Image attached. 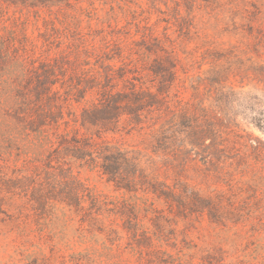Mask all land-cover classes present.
<instances>
[{
    "label": "trees",
    "instance_id": "16d2710c",
    "mask_svg": "<svg viewBox=\"0 0 264 264\" xmlns=\"http://www.w3.org/2000/svg\"><path fill=\"white\" fill-rule=\"evenodd\" d=\"M73 1L78 0H0L7 5L31 8H62L71 6ZM194 1L186 0L190 6ZM228 1L233 3L228 9L230 13L240 12L250 24L261 13L260 6L249 0ZM159 2L166 5L165 10ZM145 5L137 4L139 10L131 12L137 31L142 32L135 42L136 62L129 66L124 61V66L115 68L110 61H102L99 67L103 72L95 70L93 75L86 73L91 68L79 69L78 75L67 78V59H47L35 64L30 54L36 47L33 41L18 36L12 25L0 19V212L6 213L4 207L12 210L16 216H7L14 220L60 210L76 220L83 237L89 233L110 238L120 225L139 263L226 264L221 253L213 254L186 241L178 244L170 241L169 234L176 217L191 215L206 214L210 222L227 227L246 224L253 212L247 197L242 204L234 199L242 195V187L206 196L185 181L170 185L152 172L158 164L186 169L198 157L207 170L213 169L217 177H228L230 184L233 180L242 182L241 177L253 165L248 154L237 152V141L229 139L232 133L237 134L230 127V111L220 97L213 103L210 117L196 112L194 104L186 102L181 120L171 116L156 126L158 118L170 110L169 91L177 77L179 60L174 54L175 40L167 30L174 25L179 36H188L192 18L190 12L180 13L176 0L171 12L164 0H147ZM145 12L157 15L154 22L148 23ZM79 51L89 52L86 48ZM157 51L160 56L152 57ZM103 53L107 60L114 58L107 57L108 51ZM117 78L123 81V89H117ZM214 82L220 85L218 93L233 107L236 92L230 88L224 94V85ZM87 95L92 96L90 102ZM72 100H86L88 104L78 113L65 111ZM199 109L205 111L201 106ZM122 115L127 116L128 126L150 128L145 132L149 136L147 142L143 140L145 147H125L102 137L103 133L120 130ZM248 140L250 144L244 145L251 147L257 154L256 162L264 168V149L252 146L257 139ZM230 167L240 172L238 180ZM82 168L106 177V181L129 193L130 198L110 201L95 193L78 178ZM250 179L253 183H248L247 195H256L261 188L264 191V174H254ZM155 201L164 207L157 206ZM260 217L254 216L258 221ZM259 223L258 228L251 225L254 231H264V221Z\"/></svg>",
    "mask_w": 264,
    "mask_h": 264
},
{
    "label": "rangeland",
    "instance_id": "374dc122",
    "mask_svg": "<svg viewBox=\"0 0 264 264\" xmlns=\"http://www.w3.org/2000/svg\"><path fill=\"white\" fill-rule=\"evenodd\" d=\"M146 1L78 0L62 8H31L0 2V19L12 25L18 36H26L33 41L36 47L30 54L35 64L47 59L60 62L67 59L65 78L74 77L79 69L88 68L91 69L86 73L95 75V70L103 72L104 69L99 67L102 61H110L115 68L124 66V61L130 63L129 66L136 62L137 55L133 53L137 48L135 42L140 40L142 32L137 31L131 12L138 9L137 4L145 7ZM164 1L171 7V12L175 0ZM176 1H179L182 15L190 12L192 26L188 36H179L174 25L167 30L170 38L175 40L174 54L179 60L176 64L177 77L169 91L170 110L158 118L156 126L171 116L181 120L186 102L193 103L196 112L210 117L213 103L220 97L230 111L227 114L230 127L237 134L232 133L229 139L237 141L240 155L248 154L253 169L241 177L242 182L233 180L227 184L228 177H217L213 169L207 170L196 157V162L190 163L192 165L186 169L158 164L152 172L153 176L170 185L175 181H185L206 196H213L216 192L230 193L237 190V186L242 187V195L234 199L242 204L247 197L253 212L246 224L243 222L229 227L210 222L206 214L176 217L171 226L170 241L178 244L186 241L213 254L221 253L226 264H264V241L261 239L264 231H254L251 226L255 224L258 228L259 222L264 221V191L261 188L256 195H247L248 183H253L250 178L254 174L263 175L264 168L256 162L257 154L246 146L250 144L248 138L252 137L257 139V143H251L252 146L264 149V0H249L261 9L258 19L251 24L248 17H243L240 12L230 13L228 9L233 3L228 0H196L191 6L186 0ZM159 5L161 9H166L164 3L159 2ZM145 15L149 17L148 23L154 22L157 17L155 13L145 12ZM157 29L160 33L162 26ZM83 48L89 50L88 54L77 53ZM103 51H108L107 57L113 55L114 58L107 60ZM160 54L157 51L152 57H159ZM128 76L132 75L129 73ZM117 79V89H123V81ZM214 80L224 85V94L230 88L236 92L233 107L224 95L218 93L220 85ZM91 97L87 95L86 100L90 102ZM86 100H72L65 111L78 113L82 106L88 104ZM200 106L205 111L200 110ZM126 119L127 116L122 115L120 130L103 133L102 137L125 147H145L143 140L147 142L149 137L145 132H149L150 128H133V124L127 125ZM149 154L157 158L150 150ZM234 169L229 168L238 180L240 172ZM78 178L110 201L129 199L131 196L96 171L82 168ZM155 204L164 207L159 201ZM3 209L6 213L0 212V264H144L138 262L137 254L130 249L131 241L120 225L115 227L116 231L110 238L103 235L93 237L89 233L83 237L76 220L64 216L60 210L38 217L11 220L9 215L16 216L15 213L5 207ZM256 215H261L260 221L254 218Z\"/></svg>",
    "mask_w": 264,
    "mask_h": 264
}]
</instances>
